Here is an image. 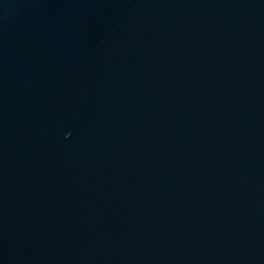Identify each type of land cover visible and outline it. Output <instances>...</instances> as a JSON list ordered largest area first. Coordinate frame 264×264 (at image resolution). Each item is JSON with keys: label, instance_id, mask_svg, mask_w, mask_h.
I'll return each instance as SVG.
<instances>
[{"label": "water", "instance_id": "obj_1", "mask_svg": "<svg viewBox=\"0 0 264 264\" xmlns=\"http://www.w3.org/2000/svg\"><path fill=\"white\" fill-rule=\"evenodd\" d=\"M0 264H264V0H0Z\"/></svg>", "mask_w": 264, "mask_h": 264}]
</instances>
